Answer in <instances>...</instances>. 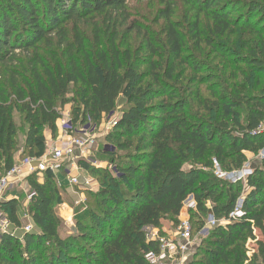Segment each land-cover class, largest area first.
Masks as SVG:
<instances>
[{"label": "trees", "instance_id": "16d2710c", "mask_svg": "<svg viewBox=\"0 0 264 264\" xmlns=\"http://www.w3.org/2000/svg\"><path fill=\"white\" fill-rule=\"evenodd\" d=\"M183 1L195 13L189 23L193 38L201 37L200 15L212 21L213 36L238 35L237 58L248 68L243 82L226 73L217 77L188 54L184 28L173 20V1L160 10L164 25L154 33L132 20L129 0H0V174L13 168L20 151L24 158L45 153L42 130L58 136L60 109L66 105L71 104L76 125L98 124L103 115L116 114L106 136L110 147L98 152L114 170L78 161L99 187L84 188L94 205L81 206L74 233L61 234L55 210L69 189L51 170L42 172L43 182L36 171L26 179L31 195L26 208L19 198L0 201L11 223L9 230H0V264H151L146 254L158 251L159 243L148 240L146 229L178 217L191 195L197 210L190 212L199 229L210 214L228 222L210 230L187 264H264V239L257 240L254 250L247 247L256 231L264 237V157L246 185L202 169H212L215 160L224 170L242 169L247 152L264 150V0ZM98 15L109 38L104 44L95 23L93 53L80 32L71 36L69 25L76 30L78 23ZM133 34L142 40L134 49L128 45ZM43 45L61 52L49 48L47 61L40 54ZM17 51L29 57L30 78L9 68ZM219 77L222 85L216 86L213 80ZM258 88V93L251 91ZM13 98L27 125L22 145ZM120 99L125 104L118 110ZM242 106L247 108L244 122L238 110ZM187 152L200 168L184 175ZM242 194L244 214L234 219ZM25 215L33 225L29 232ZM76 252L82 256L75 257Z\"/></svg>", "mask_w": 264, "mask_h": 264}, {"label": "rangeland", "instance_id": "374dc122", "mask_svg": "<svg viewBox=\"0 0 264 264\" xmlns=\"http://www.w3.org/2000/svg\"><path fill=\"white\" fill-rule=\"evenodd\" d=\"M168 2L173 1L175 3V14L173 16L174 21H179L185 31L186 39H187V51L189 55H192L194 59H196L198 62L202 64V66H207L209 69L213 71L212 73H215V75L218 77L220 74L224 75L226 73L228 76L231 75H236L241 81L243 82V72L247 71L246 65L243 63L239 62V58L236 52V49L239 52L240 47V40L238 39V35H232V36H226L223 38H219L216 36L212 35L211 31V26H212V21L207 18L204 15H200L199 20H200V28H201V37L200 40H197L193 38L191 29L189 26L190 22L195 21V13L191 9L189 5H187L183 0H167ZM167 1L164 0H129L128 2V10L129 13L131 14L132 20L138 22L142 26V29H145V31H150L154 33H160L163 25H164V20L160 19L159 17V12L162 8L165 7L167 4ZM95 23L98 24V28L101 31V39L103 40L104 44L107 43L108 41V31L106 30V25L103 22V17L102 16H96L94 19L89 18L86 21L78 23L77 27L78 29L74 30L73 26L76 25H69V32L71 36H73L76 31L80 32L81 35L85 39V43L89 50L92 49V52L95 53V48H96V25ZM121 34H123V29L119 30ZM135 34V33H134ZM134 34L128 39V45L132 47L133 49L140 45L142 43V40L138 38L137 36H134ZM101 40V41H102ZM210 41H212V44H210ZM125 45H127L125 43ZM125 47V46H124ZM49 48L50 46L43 45L40 47V54L42 55V58L49 61V57L51 56L49 54ZM55 50L57 53H60L61 51L58 50L55 46H51L50 50ZM217 50V51H216ZM33 52V50H32ZM220 52V53H219ZM243 52V51H242ZM241 52V53H242ZM224 53L227 54L229 60H222L221 56L219 54ZM17 61L10 63L9 68H16L19 69V71L22 73L23 76L29 77L30 78V61L29 57L25 52L22 51H17ZM3 67V66H2ZM4 67L2 68V70ZM222 78H215L213 80V83L216 84V86H221ZM227 82V80H226ZM197 85V84H195ZM261 89L264 87V79L262 80L261 83ZM244 89V88H243ZM258 88L256 91L251 90L253 93H258L259 92ZM260 89V91H261ZM75 89H71V93H75ZM71 95V94H70ZM206 96H210V93H206ZM124 100L120 99L118 102V107L117 109H121V107L124 105ZM197 101H195L194 104V110L197 109ZM246 106L240 107L238 110L241 114V121H245V117L247 115V110ZM11 110L13 113V116L15 117V121L20 125V133H19V143L22 145V139L24 136V133L26 131V123L24 122V115L22 114L20 110V104L17 102L14 98L11 101ZM60 111L62 112V118H71V104L66 105L65 107L61 108ZM116 115V114H115ZM115 115L113 116H107L103 115L99 120L100 122L97 124L96 123V131L97 134L95 135L96 137V144L92 148V153H91V163L96 166V161L94 160H99L97 165H100L102 162V159L99 158L98 152L105 148L107 149L110 147L109 145L106 144V136L108 133L113 129V125L111 124V121L115 119ZM72 119V118H71ZM264 128V127H263ZM44 134L47 137V134H49L51 131L48 128H44L42 130ZM21 152L18 154L21 159H24V157H21ZM188 153V152H187ZM248 156V161L245 163V166L243 167L244 169H253L254 165H261L262 163V154L260 153L259 155H255L253 153L247 152L246 153ZM188 155V160L184 164L183 167V173L184 175H187L191 170L200 168L199 164H196L191 156ZM94 157V158H93ZM106 161V160H104ZM242 168V169H243ZM203 170L207 172H212V175L218 178L216 173H227V176L222 179L224 181L234 183L232 182L231 178H236L238 179V175L241 172L242 169H237V170H224L217 162L216 160L214 161V166L212 169L210 168H202ZM88 175V173L86 172ZM59 179L60 175H59ZM95 179V178H93ZM220 179V178H218ZM58 180V179H57ZM65 181V182H64ZM61 179L58 180V183L64 187L68 188L70 191V194L68 196L66 195L63 199L64 202L61 203L60 205H55V210L58 213L60 217V231L63 236L70 235L74 233L75 230V220L74 217L75 215L79 212L81 209V206L83 205L86 207L87 205L93 206L94 205V199L90 198L87 194V192L84 191L83 188H80L78 186L74 187L73 189L68 187L66 184V180ZM96 181V186L94 187L93 190H97L99 187L98 181ZM93 181V185L94 182ZM242 183L243 185H246V179L238 180L236 184ZM223 185H221L222 187ZM25 189V188H24ZM23 188H19L17 192V196L19 197V201L22 205L23 208H26L29 201H30V188L27 190H24ZM64 195V194H63ZM244 197L242 194L241 197ZM240 197V198H241ZM239 198V199H240ZM211 202L209 201L207 205L211 207ZM0 216L2 217H7V214L0 210ZM187 219L189 218L192 222L193 229H192V235H193V240H194V245L191 250V252L186 253V256L191 259L189 262H191L194 259V255L199 247L201 245V241L203 238L207 237L209 235L208 230L209 226H205L206 223L208 222V218L206 219V223L204 227L206 228L203 232L202 227L199 229L198 225L196 224L197 218L192 217V212L190 211H181V214L178 217H168L165 219L162 223V226L159 228H148L146 229L147 235L149 234H156L159 236H173L178 232V228L180 225L181 219ZM29 218L25 217L24 225L26 226L29 221ZM208 230V231H207ZM257 238L256 239H251L249 238L247 241V247L251 250L256 249L257 247V240L258 239H264L262 234L259 231L255 232ZM250 255L253 254L252 251L249 253ZM75 257H81V254L73 253ZM88 256V254H84ZM174 263L179 264L180 262V256L174 257L172 259ZM188 262V263H189ZM69 261H65V264H68Z\"/></svg>", "mask_w": 264, "mask_h": 264}, {"label": "built area", "instance_id": "2783aa9c", "mask_svg": "<svg viewBox=\"0 0 264 264\" xmlns=\"http://www.w3.org/2000/svg\"><path fill=\"white\" fill-rule=\"evenodd\" d=\"M116 118L111 121L114 125ZM59 135L51 145L47 146L46 152L41 157H27L16 163L13 168L3 171L0 174V201H5V194L12 188V186L22 182L28 175L39 171L44 172L51 170L56 176L63 174L68 177V185L70 187H91L94 188L93 178H80V174H74V169L79 170L78 161L83 159L91 161V151L96 144V123L92 121L85 124L79 122L77 125L73 123L71 118H60L58 121ZM256 133V132H254ZM264 157V150L261 152ZM262 157V158H263ZM96 165L98 162H95ZM99 167H109L114 170L112 164H100ZM252 169H242L238 175V179L231 178L232 182L236 183L238 180L246 179L252 174ZM218 178L224 179L227 173H216ZM243 202L244 197L238 199L237 206L232 213V218H240L243 216ZM184 211L197 210V203L193 195L189 196L183 202ZM25 217H28L25 215ZM226 219L217 220L213 215H209L208 222L205 226L214 228L218 225H226ZM11 227L9 219L5 216H0V230L7 231ZM26 232L33 229V225L29 222L24 227ZM192 222L189 218L181 219L178 232L173 236H159L156 234H149V241H156L159 243V250H151L146 254L147 260L151 264H176L172 262L174 257L180 256L179 264H187L191 259L186 256V253L191 252L194 240L192 235ZM206 228L202 229V232ZM207 230V231H208ZM15 233V232H14ZM209 233V231H208Z\"/></svg>", "mask_w": 264, "mask_h": 264}, {"label": "crops", "instance_id": "0c3cea01", "mask_svg": "<svg viewBox=\"0 0 264 264\" xmlns=\"http://www.w3.org/2000/svg\"><path fill=\"white\" fill-rule=\"evenodd\" d=\"M59 121V120H58ZM59 135V134H58ZM58 137V136H57ZM57 137H54V136H52V134H51V132L49 133V134H47V137H46V139H47V146L48 145H51V143L52 142H54V140H56L57 139ZM46 152V151H45ZM92 158V157H91ZM94 158V157H93ZM21 160H23V159H21L19 156H17V163H19ZM81 160H83V159H81ZM92 160V159H91ZM93 161H96V162H99V160H94L93 159ZM91 162V161H90ZM102 162L103 163H100V164H109V162L108 161H104V160H102ZM96 166H98V165H96ZM99 167V166H98ZM99 168H101V167H99ZM104 168V167H103ZM77 173H79L80 174V178L81 179H85L86 177H91V178H94V177H92L91 175H87L86 174V172L82 169V168H79V170H77V169H74V174H77ZM57 178H58V180H61V179H63V181L64 180H66V184H67V186H68V177H66V175H63V174H60V178L61 179H59V175L57 176ZM27 177L25 178V179H22V182L21 183H19V184H16V185H14V186H12V188L5 194V201H7V200H9V199H12V198H19L18 196H17V192H18V190H19V188H25L24 190H27L28 188H30L29 187V185H28V183H27ZM94 181L96 180V179H93ZM39 181L40 182H43L44 181V176H43V174H42V172H40L39 173ZM65 182V181H64ZM93 187H95L96 186V181L94 182V185H92ZM70 187V186H69ZM70 188H72L73 189V187H70ZM92 189H94V188H92ZM74 190V189H73ZM28 218V217H27Z\"/></svg>", "mask_w": 264, "mask_h": 264}]
</instances>
